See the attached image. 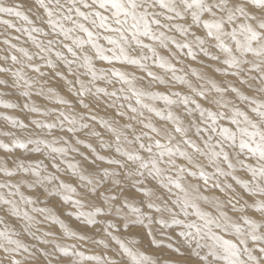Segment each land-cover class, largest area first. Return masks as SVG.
<instances>
[{"label":"snow or ice","instance_id":"obj_1","mask_svg":"<svg viewBox=\"0 0 264 264\" xmlns=\"http://www.w3.org/2000/svg\"><path fill=\"white\" fill-rule=\"evenodd\" d=\"M0 25L20 34L0 33V86L19 91L22 110L54 117H2L27 135L0 132L11 137L0 149L43 158L12 167L0 159V264H264V0H0ZM57 80L83 109L106 103L127 118L119 127L100 119L111 141L87 133L113 155L77 135L98 117L78 113L51 86ZM34 97L62 107L42 108ZM50 197L103 238L70 228L42 206ZM121 225L139 226L150 247L166 237L169 255L122 238Z\"/></svg>","mask_w":264,"mask_h":264},{"label":"bare ground","instance_id":"obj_2","mask_svg":"<svg viewBox=\"0 0 264 264\" xmlns=\"http://www.w3.org/2000/svg\"><path fill=\"white\" fill-rule=\"evenodd\" d=\"M7 2L11 3V2H14V0H7ZM5 18H7V17H5ZM14 22L19 23L18 21H14ZM0 30H2V33H5L6 35H8V34L13 35V36H14L15 34L20 35V34H18V33H15L14 30H11V29H7V30H6L5 27H4L3 25H0ZM0 33H1V32H0ZM22 37H24V36H22ZM22 37H21V41H20V42H16V41H13V42H15V43H22V42H23ZM23 39H24V38H23ZM25 39H26V38H25ZM0 42H2V41H0ZM1 44H2V43H1ZM28 45H29V47L31 48L30 44H27V47H28ZM1 46H2V45H0V48H1ZM25 46H26V45H25ZM5 47H6V45H5ZM2 48H3V47H2ZM3 49H4V48H3ZM3 49H2V52H3ZM30 50H34V49L31 48ZM4 52L6 53L5 49H4ZM5 53H4V54H5ZM0 55L3 56L1 52H0ZM181 58L184 60V64H185V65H191V66H193V67H197V68L200 67V65H199L197 62L192 61L190 58H185V57H181ZM200 59H203V57L201 56ZM0 61H1V60H0ZM2 62H3V61H2ZM192 62H193V63H192ZM3 63H4V62H3ZM9 63H10V62H9ZM0 64H2V63L0 62ZM101 66H103V65H101ZM177 67H181V65H177ZM126 70H129V71H137V75H145L144 73L139 72L138 70H136V69H134V68H131V67H129V68L126 69ZM158 70H159L158 68H154V69H153V71H156V72H158ZM162 71H163V70H162ZM158 74H160V73H158ZM160 75H161V74H160ZM163 75H164V74H163ZM3 78H9V77H3ZM10 81H11V79H9V82H10ZM63 83H64L63 81H59V80H57V81L53 82L51 86L55 87V88L57 89V91H60L61 89L64 88ZM61 85H63V86H61ZM114 86H115V85H114ZM112 87H113V86H112ZM115 87H119V86L116 84ZM1 88H2V87H1ZM1 88H0V89H1ZM59 88H61V89H59ZM113 88H114V87H113ZM64 89L66 90L67 88L65 87ZM109 89H112V88L110 87ZM10 90H12V91H10ZM10 90L8 91V93H10V92H11V93H12V92H13V93H17V92H18V91H17V92H16V91H13V89H10ZM158 90L163 91V92H167V91H169V89L166 88L165 86H158ZM175 90L185 91V89H183L181 86H177V88H176ZM3 91H4V87H3ZM3 91H2V92H3ZM4 92H5V91H4ZM61 92H62V91H61ZM5 93H7V91H6ZM18 93H19V92H18ZM62 93H63V92H62ZM62 93H60V94H62ZM65 94H66V96H67V99L70 100V101H72V103H73L75 109H76V110H77V108L80 109V106L76 104V99H77V98L74 97L73 95H71L68 91H65ZM10 95H12V94H10ZM63 95H64V94H62V96H63ZM12 96H13V95H12ZM12 96H8V95H7V97H9V98H11ZM20 96H21V95H20ZM3 97H4V96H3ZM3 97H2V98H3ZM5 97H6V96H5ZM63 97H64V96H63ZM15 98H16V97H14V98L12 97V98H11V101H12V99H15ZM35 98H36V97H34V99H35ZM64 98H65V97H64ZM17 99H18V98H17ZM37 99H38V98H37ZM5 100H6V99H5ZM41 100H42V101H41ZM6 101H7V100H6ZM36 101H37V100H36ZM36 101H35V102H36ZM39 101H40V102L37 101L36 104L38 103V105L40 104L41 106H42V104H43L42 107H44V105L47 106L48 104H49L50 108H60V107H62V106H60V105L57 106L56 104H54V103H49V102H47V104H46V103H44L45 100L43 101L42 98H40ZM12 102H13V101H12ZM14 102H15V101H14ZM24 102H26L25 99H24ZM41 102H42V103H41ZM45 102H46V101H45ZM86 102H87V101H86ZM18 103H19V102H17V104H18ZM20 104H22V103H20ZM101 104L103 105L104 103H101ZM101 104H100V106H102ZM105 104H106V103H105ZM105 104H104V105H105ZM54 105H55V106H54ZM162 105H163V104H162ZM49 106H47V107L49 108ZM157 106L160 107L158 104H157ZM21 107H22V106H21ZM21 107H20V108H21ZM95 107H96V105H95ZM98 107H99V105H98ZM98 107H97V108H98ZM102 107H103V106H102ZM105 107H106V109H105L106 111L108 110L109 112H111V111L109 110L110 108H109L108 106H105ZM105 107H103V109H104ZM107 107H108V109H107ZM161 107H162V106H161ZM0 108H2V109H0V132H3V131H10V130L13 129L12 126H11V124H10L9 122H7V121H5V120L2 119V117L4 116V114L2 113L4 107L0 106ZM44 108H45V107H44ZM97 108H96V112H97V110L99 109V108H98V109H97ZM12 109L14 110V108H12ZM15 109H16V108H15ZM17 109H19V108H17ZM79 109H78L77 111H79ZM81 109L84 110L83 108H81ZM93 109H95V108L92 107V111H93ZM8 110H10V109H8ZM8 110H4V111H7V112H8ZM13 110H12V111H13ZM19 110H20V109H19ZM21 110H22V108H21ZM66 110H67V109H65V111H66ZM88 110H89V109H88ZM88 110H87V111H88ZM99 110H101V109H99ZM99 110H98V112H100V114H99L100 118H99V119H101V118L103 119V116L101 117V112L104 113V110H103V111H99ZM111 110H112V109H111ZM87 111H86V112H87ZM89 111H90V110H89ZM92 111H91V112H92ZM106 111H105V112H106ZM108 111H107V112H108ZM112 111H113V110H112ZM84 112H85V111H84ZM86 112H85V113H86ZM107 112H106V113H107ZM8 113H9V112H8ZM18 113H19V112H18ZM78 113H80V112H78ZM81 113H82V111H81ZM87 113H88V112H87ZM87 113H86V114H87ZM89 113H90V112H89ZM92 113H94V112H92ZM111 113L113 114V112H111ZM111 113H110V114H107V115H108V116L110 117V119L113 121V120H115V119L117 118V116H116L115 113H114L113 116H114V118H115V117H116V118L113 119V116H112ZM5 114H7V113L5 112ZM10 114H12L11 111H10ZM13 114H14V112H13ZM30 114H33V113H30ZM83 114H84V113H83ZM86 114H84V115L87 116ZM104 114H105V113H104ZM104 114H103V115H104ZM36 115H37V114H35V118H36ZM88 115H89V114H88ZM95 115H96V114H95ZM8 116H9V115H8ZM32 116H34V114H33ZM38 116H39V115H38ZM38 116H37V117H38ZM104 116H105V115H104ZM108 116H105V117H107V120L109 119ZM111 116H112V117H111ZM16 117H17L18 119H20V120H23L25 123H29V124H30V121L34 119V118H32V117L29 115V113H28L26 110H23V111H22V114H18ZM30 117H31L32 119H30ZM39 117H40V116H39ZM39 117H38V118H39ZM41 117H42V116H41ZM41 117H40V119H42V118L44 119V117H42V118H41ZM38 118H36V119H38ZM53 118H54V117H53ZM53 118H52V119H53ZM118 118H119V117H118ZM46 119H47V118H46ZM48 119H50V117H48ZM110 119H109V120H110ZM123 119L125 120V118H123ZM120 120H121V119H120ZM120 120H118V121H120ZM124 120H122V122H123V123H126V122H127V121H126L127 118H126L125 122H124ZM157 120H158V118H157L156 120L154 119V121H157ZM85 121H88V123H89V120H85ZM98 121H99V120H98ZM116 121H117V119H116ZM90 122H91V121H90ZM113 122H114V121H113ZM120 122H121V121H120ZM93 123L95 124L94 121H93ZM97 123H99V122H97ZM97 123H96V125H97ZM114 123H115V122H114ZM123 123H122V125H123ZM157 123H158V122H157ZM91 124H92V123H91ZM96 125H95V126H96ZM98 125H100V123H99ZM100 126L103 128L102 125H100ZM118 126H119V125H118ZM92 127H94V126H92ZM95 128L97 129L98 127L96 126ZM14 130H15V131L18 130L17 132H18V134H19V131H20L19 129H14ZM14 130H13V131H14ZM88 130H89V129H88ZM91 130H94V128L90 129L89 132H90ZM97 130L99 131V129H97ZM101 130H102V129H101ZM103 130H104V129H103ZM85 131H86V132H85L86 134H85L84 132H82V133H80V134L77 133V134H79L80 137H82L84 134L87 135L88 131H87V130H85ZM95 131H96V130H95ZM105 131H106V129H105ZM100 132H101V131H100ZM107 132H108V131H107ZM20 133H21V132H20ZM23 133H24L25 135H27L25 132H23ZM58 133H59V132H58ZM103 133H104V131H103ZM24 134L21 133V137H22V138L24 137ZM54 134H55V133H54ZM56 134H57V132H56ZM56 134H55V135H56ZM63 134L65 135V133H63ZM67 134H68V133H67ZM101 134H102V132H101ZM104 134H105V133H104ZM104 134H102V136H104ZM22 135H23V136H22ZM59 135H61V134L59 133ZM110 135H111V134H110ZM110 135H109V136H110ZM18 136H20V134H19ZM57 136H58V135H57ZM65 136H66V135H65ZM83 138H84V137H83ZM83 138H80V139H83ZM86 138L89 140V139H93V138H95V137L91 138V136H90V138H89V136H88V137H85L83 140H84V141H85V140L88 141ZM104 138H105V137H104ZM110 138H111V136H110ZM110 138H109V140L111 141L113 138H112V139H110ZM70 139H71V138H70ZM107 139H108V137H107L105 140H107ZM0 140H4V142L8 143V142H10L11 138H10V137H4L3 135H0ZM95 140L97 141L96 138H95ZM109 140H108V141H109ZM86 141H85V142H86ZM93 141H94V140H90V141H88V143H91V142H92L91 144L93 145V147H96V148H97V146L94 145V144H95V143L97 144L99 140H98L97 142L95 141V143H94ZM73 143H74V141H73ZM86 143H87V142H86ZM98 144H99V143H98ZM98 144H97V145H98ZM80 146L83 147L82 145H80ZM80 146H79V147H80ZM99 146H100V145H99ZM81 147H80V148H81ZM81 149H82V148H81ZM83 149L85 150V148H83ZM83 149H82V150H83ZM99 149H100V147H99ZM99 149H98V150H99ZM14 150H16V149H14ZM21 150H23V149H21ZM21 150H20V151H21ZM109 150H111V152H112V149H109ZM17 151H19V150H17ZM87 151H88V149L86 150L85 154H86V153L88 154ZM89 151H90V150H89ZM103 151H105V150H103ZM3 152H4V151H2L1 153H2L3 155H5L6 153L4 154ZM13 152L15 153L16 151H13ZM13 152H12V153H13ZM23 152H24V150H23ZM82 152H83V151H82ZM90 152H91V151H90ZM99 152H100L101 154H106V153H107L106 151H105V153H102V150H101V151L99 150ZM1 153H0V159H2V157H4ZM21 153H22V152H21ZM21 153H20V154H21ZM113 153H114V149H113ZM10 154H11V153H10ZM10 154H9V155H10ZM15 154H19V152H18V153L16 152ZM15 154H14V156L11 154V158H12V159H9V158H10L9 155H6V156H7V157L5 156V157H6V160H7V158L9 157L8 159L10 160V162H12L11 160H13L15 157L18 158L19 155H20V154H19V155L16 156ZM22 154H23V153H22ZM22 154H21V155H22ZM24 154H26V153L24 152ZM24 154H23V155H24ZM27 154H28V158H27V159H29L30 156H31L30 159H32V158L34 159V154H30V153H27ZM87 154H86V155H87ZM1 155H2V156H1ZM21 155H20V156H21ZM23 155H22L21 157H19V158H23V157L26 158V155H24V156H23ZM90 155H91V153H90ZM90 155H88V156L90 157ZM111 155H113V154H110V151H109V153L106 154V157H107V156H111ZM12 156H13V157H12ZM32 156H33V157H32ZM5 157H4L3 159H5ZM37 157H39V158L42 159V157H40L39 154H35V158H37ZM78 157H79V156H78ZM79 158H80V157H79ZM80 159H81V158H80ZM80 159H79V160H80ZM14 160H15V159H14ZM77 160H78V158H77ZM46 162L48 163V161H45V163H46ZM47 163H46V164H47ZM10 164H11V163H10ZM99 164L101 165L102 163L100 162ZM106 166H107V165H105V167H106ZM10 167H11V165H10ZM62 167H63V166H62ZM101 167H104L103 164L101 165ZM240 175H241V174H240ZM62 178L66 179V180L69 179V178H67V177H62ZM245 178H246V177H245ZM0 179H3V177H0ZM194 182H195V181H194ZM26 190H27V189H26ZM26 192H27V191H26ZM26 194H27V193H26ZM29 194H30V193H29ZM52 198H53V197H52ZM54 198H55V197H54ZM56 198L58 199V197H56ZM56 198H55V199H56ZM51 200H52V199H51ZM58 201H61V200L58 199ZM61 202H62V201H61ZM61 202H60V203H61ZM50 203H51V202H50ZM52 203H54V204H52V205H55L56 210H57V206H59L60 204L56 206V204H55L56 201H55V202H52ZM62 204H63V202H62ZM62 204H61V205H62ZM47 205H48V204H47ZM50 205H51V204H50ZM61 205H60L59 207H61ZM64 205H65V206H64ZM67 205H68V204H65V203H64V204H63V208H61V209H63V212L65 211L64 213H66V214H63V212H60V213H59L58 210H60V208H58V210H57L58 212H57L56 210H55V211L57 212V215H59L61 219H64L65 223H66L70 228H72L74 231H76V230L78 229V227L81 228L80 221H79V220H76L75 217H69V216L67 215V212H69V211H73V210H74V209H72L71 207L69 208L70 205H69V206H67ZM44 206H45V205H44ZM51 207H52V206H51ZM53 207H54V206H53ZM55 207H54V208H55ZM100 218H101V217H100ZM102 218H103V217H102ZM102 218H101V219H102ZM6 219H8V218H6ZM11 219H12V218H9V220H8L9 223H10L11 221H13V222L16 223L15 220H13V219L11 220ZM39 219H40V218H39ZM44 225H45V226H41V227H42L44 230H47V231H52L53 229H52L51 227H52V226H53V228L55 227L54 225L51 226V225H49V224H44ZM84 226H85V225H84ZM96 227H97V226H96ZM96 227H94V228L96 229ZM121 227H122V226H121ZM137 227H138V226H136L135 228H137ZM56 228H57V227H55L54 229H56ZM85 228H86V227H85ZM89 228H91V227L88 226V229H89ZM122 228H123V227H122ZM59 229H60V228H59ZM59 229H58V230H59ZM86 229H87V228H86ZM86 229H83V230L85 231ZM91 229H93V228H91ZM133 229H134V228L132 227V230H133ZM138 229H139V228H137V230H138ZM60 230H61V229H60ZM122 230H123V229H122ZM132 230H131V231H132ZM78 231H81V230L79 229ZM87 231H88V230H87ZM87 231H86V233H87ZM123 231H124V230H123ZM141 231H142V230H141ZM52 232L55 233L56 230H54V231H52ZM91 232H92V230H90L88 234L90 235ZM125 232H126V231H125ZM81 233L83 234V231H81ZM84 233H85V232H84ZM86 233H85V234H86ZM92 233H93V232H92ZM92 233H91V234H92ZM94 233H95V232H94ZM133 233H135V230H133ZM56 234H57V233H56ZM88 234H87V235H88ZM131 234H132V233H131ZM131 234H130V235H131ZM89 235H88V236H89ZM94 235H96V234H94ZM97 235H98V234H97ZM122 235H123V234H122ZM136 235H137V234H136ZM136 235H132V236H135V238H137V237L140 236V235H139V236L136 237ZM142 235L145 237L144 234H142ZM132 236H131V237H132ZM143 236H142V238H143ZM24 237H25V236H23L22 239H25ZM129 237H130V236H129ZM131 237H130V238H131ZM140 237H141V236H140ZM97 238H98V236H97ZM126 238H127V237H126ZM133 238H134V237H133ZM146 238H147V237H146ZM146 238H144V239H146ZM157 238H158V237H157ZM159 238H160V237H159ZM26 239H27V240H30L28 237H26ZM137 239H140V238H137ZM144 239H143V241H144ZM160 239H161V238H160ZM146 240H147V239H146ZM146 240H145V241H146ZM163 240L165 241V240H167V239L164 238ZM24 241H25V240H24ZM143 241H142V243H143ZM147 241H148V240H147ZM26 243H27V242H26ZM30 243H34V241L31 240ZM146 243H147V242H146ZM89 245H90V244H89ZM142 245L144 246V244H142ZM87 246H88V244H87ZM85 247H86V246H85ZM92 247H94V246H92ZM95 247H96V246H95ZM95 247H94V248H95ZM98 247H101V246H98ZM149 247H150V246H149ZM165 247H166V246H165ZM159 249H160V248H159ZM96 250H97V249H96ZM154 250H155V249H154ZM90 251H92V249H91ZM160 251H161V250H160ZM160 251H156V252H158V254H159ZM92 252H93V251H92ZM148 252H149V251H148ZM161 252H163V251H161ZM100 253H101V252H100ZM150 253H151V252H150ZM152 253H153V252H152ZM167 253H168V251H167ZM167 253H165V254H167ZM97 254H98V253H97ZM102 254H104V251L102 252ZM110 254H111V253H110ZM155 254H156V253H155ZM167 255H168V254H167ZM158 256H159V255H158ZM160 256H161V254H160ZM165 256H166V255H165ZM162 257H163V255H162Z\"/></svg>","mask_w":264,"mask_h":264},{"label":"rangeland","instance_id":"obj_3","mask_svg":"<svg viewBox=\"0 0 264 264\" xmlns=\"http://www.w3.org/2000/svg\"><path fill=\"white\" fill-rule=\"evenodd\" d=\"M0 32L2 33V30H0ZM15 35H17V34H15ZM21 37H22V36H21ZM3 38H4L3 36H0V41H2ZM23 38H24V39H23ZM25 38H26L25 36L22 37V40L24 41ZM16 42H17V41H16ZM1 43H2V42H0V45H2L1 48H0V52L2 53V55H6L7 53L4 52V49H6L7 46L5 47V45H4L3 43H2V44H1ZM13 43H15V42H13ZM24 46H25V45H24ZM30 46H31V45H30ZM2 47H3L4 49H3ZM26 47H27V45H26ZM28 47H29V45H28ZM31 48H32V46H31ZM31 48L29 47V49H31ZM2 49H3V52H2ZM4 53H5V54H4ZM0 56H1V55H0ZM0 62L3 64L2 60H1ZM192 63H193V62H192ZM192 67H193V66H192ZM157 73H160L161 75H163V74L165 75V73H164L161 69H159ZM8 79H10V78H8ZM9 83H11V81H10ZM63 85H64V88H65V87L67 88V86H66L64 83H63ZM63 85H61V86H63ZM117 85H118V84H117ZM115 86H116V85H115ZM115 86L113 85V87H115ZM118 86H119V85H118ZM1 87H2V88H1ZM113 87L111 86L112 89H113ZM0 88H1V89H0V92H2V91H3V86H0ZM64 88H63V89L59 88V89H61L59 92H60V93L63 92V93H62V94H64L63 96L65 97V99H67V96H66V94H65V91H67V89L65 90ZM112 89H109V90H112ZM9 90H10L9 88H5V87H4V91H5V92L7 91V93H8ZM4 91H3V92H4ZM10 91H12V90H10ZM13 91H16V92H17L18 90H13ZM61 91H62V92H61ZM18 92H19V91H18ZM18 92H17V93H13V92L11 93V92H10V93L8 94V96H12V95H13V96H12L13 98L16 97L15 99H12L13 102L11 101V98H12V97L9 98V97H7V95H5L6 97L4 96L3 98L0 97V99H3V100L6 99L7 101L12 102V103H14V104H17V102H19V103L17 104V105H19V107H17V108H19L20 110L17 109V108H16V109L14 108V110H13L12 108H3L2 113H3L4 115H9V116L16 117L18 114H22V111H23V110H21V108H22L21 106L25 103V102H24V99H25V98L22 97V96H20V94H19ZM10 94H12V95H10ZM62 94H61V95H62ZM17 98H18V99H17ZM33 99H34V98H33ZM39 99H40V98H38V99L35 98L34 100H35V101L37 100L38 102H40ZM14 101H15V102H14ZM25 101H26V100H25ZM37 101H36V102H37ZM41 101H42V100H41ZM43 101H44V100H43ZM47 102H48V101H46V102L44 101V103H46V104H47ZM20 103H22V104H20ZM41 103H42V102H41ZM104 104H105V103H104ZM104 104H103V105L101 104V105H102L103 107L107 106V104H105V105H104ZM162 104H163L162 102H159V103H158V105H159L160 107L163 106ZM37 105H38V103H37ZM56 105H57V104H56ZM38 106L42 107L43 104H42V106H41L40 104H39ZM47 106H49V104H48ZM47 106L44 105L45 108H48ZM54 106H55V105H54ZM57 106H59V105H57ZM102 106H100V104H99V107H98L97 105H96V107H95V104H93V105L91 106V108L89 109L90 111H89L88 109H84V110H82V109H81L82 107H80V109L77 108V110L79 109V111H77V110H76V111H77V112H80V113H81V111H82V113H84V114H86V113L88 112L86 115H88V114H94V115H95V114H96V116L98 117V119H97V121H94L95 124L93 123V121H91V122L89 121V123H92V126H94V127H92V128H94V130L98 131L97 129H99V132L101 131L102 134L105 133L104 136H103V138L105 137L104 139H106V138L108 137L107 140H109L110 136H111L110 139L113 138L112 134L109 133V132H107V129H106V128H104V127L102 128V127L100 126L101 124L98 125V124L100 123V122H99V121H100V119H99V118H100V116H99L100 112H98V110H99V109H101V110H99V111H103V110H104V113H105V114H104L103 112H101V117L103 116V119H104V120H107V117H105V116H108L107 114H110L111 112H113V114H114V113H115V110L112 109V108H110L109 110H110L111 112H109L108 110H107V111H108V112H107V111L105 110L106 107L103 109ZM2 107H3V106H2ZM20 107H21V108H20ZM44 107H42V108H44ZM92 107L95 108V109H93V111H92ZM97 107H98L99 109H98ZM49 108H50V106H49ZM96 108L98 109L97 112H96ZM0 109H2V108H0ZM8 109H10V110H8ZM107 109H108V107H107ZM111 109H112L113 111H112ZM4 110H8L9 113H8L7 111H4ZM12 110H13V111H12ZM87 110H88V111H87ZM10 111H11L12 114H10ZM66 111H68V109H67ZM84 111H85V112L87 111V112L85 113ZM91 111L94 112V113H92ZM105 111H106L107 113H106ZM5 112H6L7 114H5ZM13 112H14V114H13ZM18 112H19V113H18ZM27 112H28V111H27ZM89 112H90V113H89ZM28 113H29V115H30L32 118H34V119H36V118L39 117L38 115H36V118H35V114H34V113H33L34 116H32L33 114H30V112H28ZM103 114H104L105 116H104ZM111 114H112V113H111ZM113 114H112V116H113ZM37 116H38V117H37ZM112 116H111V117H112ZM31 117H30V119H32ZM40 117H41V116H40ZM40 117H39L38 119H40ZM16 118H17V117H16ZM41 118H42V117H41ZM52 118H53V117H50L49 120H51ZM108 118L110 119L109 116H108ZM115 118H116V117H115ZM115 118H114V116H113V119H115ZM42 119H43V118H42ZM44 119H46V118L44 117ZM47 119H48V118H47ZM53 119H54V118H53ZM101 119H102V118H101ZM109 119H108V120H109ZM116 119H117V121L121 119V120H120L121 122L119 121V124H118L119 126H121L122 123H123L122 120H124V119H123V118H118V117H117ZM116 119L113 120V121L116 122ZM154 119L156 120L157 118H154ZM98 120H99V121H98ZM125 120H126V117H125ZM125 120H124V122H125ZM109 121H112V120L110 119ZM113 121H112V122H113ZM126 121H127V120H126ZM85 122L88 123V121H85ZM97 122H99V123H97ZM127 122H128V121H127ZM154 122H158V123H159L158 120H157V121H154ZM96 123H97V125H96ZM123 124H124V123H123ZM95 125L98 127L97 129L95 128V127H96ZM118 125H117V126H118ZM119 126H118V127H119ZM92 128H91V129H92ZM101 129H102V130H101ZM103 129H104V130H103ZM105 129H106V131H105ZM13 130H14V129H12V130H10V131H13ZM89 130H90V129H89ZM89 130H87V131L89 132ZM14 131H15V130H14ZM17 131H18V130H17ZM17 131H16V132H17ZM91 131H92V130H91ZM103 131H104V133H103ZM20 132H21V131H19V134H20V136H21V133H22V132H21V133H20ZM85 132H86V131H85ZM85 132H84V133H85ZM25 133L27 134V132H25ZM59 133H60V132H59ZM59 133H58V131H57V134H56V133H55V134L59 136ZM81 133H82V132H81ZM19 134H18V132H17V135H19ZM22 134H24V133H22ZM60 134H61V133H60ZM79 134H80V133H79ZM79 134H77V135L80 137ZM85 134H86V133H85ZM85 134H84L82 137H80V138H83V137L85 138V137H88V136H89L88 134H87V135H85ZM110 134H111V135H110ZM63 135H64V134H63ZM65 135H66V136H69V138H71V136H70L69 134H67L66 132H65ZM109 135H110V136H109ZM22 136H23V135H22ZM24 136H26V135L24 134ZM10 138H11V137H10ZM84 138H83V139H84ZM89 138H90V136H89ZM91 138H93V137L91 136ZM83 139H82V140H83ZM86 139H87V138H86ZM96 139H97V138H96ZM87 140H88V139H87ZM90 140H94V141H93L94 143H95V141H96L95 138H93V139H89L88 141H90ZM73 141H74V140H73ZM85 141H86V140H85ZM88 141H86V142L88 143ZM97 141H98V139H97ZM97 141H96V142H97ZM109 141H110V140H109ZM74 143H75V141H74ZM91 143H92V142H91ZM98 143H99V141H98ZM98 143H97V144H98ZM97 144H96V143L94 144V145L97 146V148L95 147V148L97 149V152H99V150H100V151L102 150V153H105V151H103L104 149H102V148L99 146V144H98V145H97ZM82 146H83V145H82ZM80 147H81V146H80ZM99 147H100V149H99ZM81 148L83 149V148H85V147L83 146V147H81ZM81 148H80L81 152L83 151V152L85 153L86 150H87V148H85V150H84V149L82 150ZM98 149H99V150H98ZM17 150H19V151H17ZM20 150H21V149H16V150H14V151H16L17 153L19 152V154H20L21 152L24 154L23 150H21V151H20ZM2 151H4V150H3V149H0V153H1ZM109 151H110V154H114V153H113V149H112V152H111V150H108V151H106V152L109 153ZM16 152H15V153H16ZM87 152H88V154H87V153H86V154H87V155H90L91 152L89 151V149H88ZM3 153L5 154V152H3ZM15 153L13 152V153H11V154L14 156ZM22 153H21V154H22ZM25 153H26V152H25ZM99 153H100V152H99ZM107 153H106V154H107ZM1 154H2V153H1ZM9 154H10V153H6L5 155H3V154H2V155L5 157L6 155H9ZM11 154L9 155L10 158L8 157L9 159H12V158H11ZM19 154H15V155L17 156V155H19ZM21 154H20V155H21ZM23 154H22V155H23ZM100 154H101V153H100ZM106 154H101V155H105V156H106ZM2 155H1V156H2ZM20 155H19V157L22 156V155H21V156H20ZM24 155H26V159H27V158H28V154L26 153V154H24ZM24 155H23V156H24ZM13 156H12V157H13ZM91 156H92V153H91L90 157H91ZM4 157H2V159H3ZM6 157H7V156H6ZM6 157H5V159H6ZM19 157H18V158H19ZM30 157H31V156H30ZM30 157H29V159H30ZM32 157H33V156H32ZM8 158H7V160L9 161V167H10V165H11V167H12V163L10 162V160H9ZM23 158H25V157H23ZM34 158H35V154H34ZM42 158H43V157H42ZM77 158H78V161H79V159H80L81 157L79 158V157L77 156V157H76V160H77ZM14 159H16V157H15ZM14 159H13V160H14ZM32 159H33V158H32ZM13 160H11V161H13ZM80 160H81V159H80ZM45 161H47V160H45ZM10 163H11V164H10ZM46 163H47V162H46ZM99 163H100V162H98V164H99ZM101 163H102V162H101ZM102 164H103V163H102ZM102 164H101V165H102ZM101 165H100V166H101ZM105 165H106V164H103L104 167H105ZM107 166H108V165H107ZM107 166H106V167H107ZM50 170H51V168H50ZM89 170H91V168H89ZM238 174H240V173H238ZM241 175H242V174H241ZM67 178H69V177H67ZM24 190H25V192L27 191V192H26L27 194H29V193H28V190H26V189H24ZM55 198H56V197H55ZM55 198H54V197H53V198L50 197V198H49L48 205H45V206H49V207H51V206L53 207V206H54V207H55V205H52V204H54V203H52V202H55V201H56V203H55L56 206L59 205V204L61 205L62 202H61V201H58L59 198H58V199H57V198L55 199ZM51 199H52V200H51ZM59 200H60V199H59ZM50 202H51V203H50ZM60 202H61V203H60ZM50 204H51V205H50ZM63 204H64V203H63ZM63 204L61 205V207H59L60 205L57 206V210H58V208H60V210H58L59 213H60V212H63V209H61V208H63ZM42 206H44V205H42ZM64 206H65V205H64ZM67 206H69V205H67ZM54 207H53V208H54ZM70 207H71V206H69V208H70ZM54 210H56V207L54 208ZM57 210H56V211H57ZM58 211H57V212H58ZM57 212H56V213H57ZM64 212H65V211H64ZM64 212H63V214H66V213H64ZM37 218L39 219V218H41V217L38 216ZM101 218H102V217H101ZM101 218H100V219H101ZM12 219H13V218H12ZM12 219H11V220H12ZM102 219H103V218H102ZM8 220H9V218H8ZM13 220H14V219H13ZM10 223L16 224V223L13 222V221H11ZM49 225H51V224H49ZM80 225H81V228L78 227V229H77L76 231H78V230L80 229L81 231H83V234H85L86 231L88 230L87 233H86V234H88L89 231L92 230L93 233L91 232L92 234L90 233V235H89V234H88V235H89L90 237L93 236L94 234L97 235V233H96V229H95L94 227L90 226V227L93 228V229H91V228L88 229V226H84L81 222H80ZM42 226H45V225H42ZM51 226H52V225H51ZM54 226L57 227V228L54 229L55 227L53 228V226H52V227H51V228L53 229L52 231L56 230L55 233H57V235H59L60 232H61V230L59 229V225H54ZM121 226H122V225H121ZM85 227H86L87 229H86ZM97 227H98V226H97ZM135 227H136V226H135ZM135 227H133V228H134L133 230H135V233H133L132 228L128 229V230L125 232V231L122 230L123 228L121 227V231H120V233H117V234L121 235L122 238H126V237H127V238H130L132 235H136V234H137L136 237L140 235L141 237L139 236V237H137V238H140V239H142V241H143V239L146 238V236L144 237V236L142 235V234H144V232L141 231V229H140L139 226L137 227V228H139L138 230H137V228H135ZM58 229H59V230H58ZM83 229H86V230L84 231ZM131 230H132V231H131ZM81 231H78V232L81 233ZM166 231H171V230H166ZM84 232H85V233H84ZM94 232H95V233H94ZM131 233H132V234H131ZM122 234H123V235H122ZM130 234H131V235H130ZM97 236H98V238H103V237H101L100 235H97ZM129 236H130V237H129ZM142 236H143V238H142ZM26 237H27V236L24 237V238H25V239H24L25 242L30 243V242H31V239L28 237L30 240H27ZM133 237L135 238V236H132L131 238H133ZM159 237H160V236H158V239H160V238H161V239L166 238V237H160V238H159ZM127 238H126V239H127ZM146 239L149 241V238H148V237H147ZM146 239H144V241H143V243H142V244H144L143 248H144L145 250L151 252V254H153V255H159V256H160V254H161V258L165 257V255L167 256V254L169 255V250L165 247L166 244H167V242H168L167 240L164 241V244L161 245V247H160V249H159V248H155V247H149V243H148V241H147ZM145 240H146V241H145ZM146 242H147V243H146ZM85 246H86V248H87L88 250H91V249H92L93 252H92V251H91V252H92V253H95V254H97V253H98V254H102V252L104 251L103 246L98 247L99 245H93V244H90V245L88 244V246H87V245H85ZM92 246H94V247L96 246V247L94 248V247H92ZM96 249H97V250H96ZM154 249H155V250H154ZM160 250L163 251V252H161ZM156 251H160L159 254H158V252H156ZM167 251H168V253H167ZM100 252H101V253H100ZM152 252H153V253H152ZM155 253H156V254H155ZM165 253H167V254H165ZM109 254H110V253H109ZM162 255H163V257H162ZM172 255H175V254H172Z\"/></svg>","mask_w":264,"mask_h":264}]
</instances>
